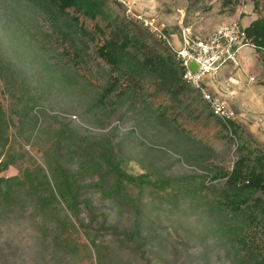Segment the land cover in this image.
<instances>
[{"label":"rangeland","instance_id":"1","mask_svg":"<svg viewBox=\"0 0 264 264\" xmlns=\"http://www.w3.org/2000/svg\"><path fill=\"white\" fill-rule=\"evenodd\" d=\"M106 4L105 17L79 16L84 34L75 52L36 8L0 0V106L8 120L0 161H11L0 177L19 178L0 201V264H264L262 230L247 228L242 262V243L224 234L234 222L222 225L209 188L240 157L264 166V52L245 47L239 66L214 81L235 113L225 123L193 89L176 96L156 76L135 79L121 94L126 80L112 83L118 72L98 51L116 18L137 23L151 45L173 54L184 38L264 19V0ZM107 87L108 99L97 105ZM43 174L56 187L67 177L72 206L57 188L48 199L35 180ZM197 175L202 184L175 186Z\"/></svg>","mask_w":264,"mask_h":264},{"label":"trees","instance_id":"2","mask_svg":"<svg viewBox=\"0 0 264 264\" xmlns=\"http://www.w3.org/2000/svg\"><path fill=\"white\" fill-rule=\"evenodd\" d=\"M32 7L36 8L44 18L45 22L52 29L53 35L57 36L60 42L70 43V50L78 52L79 39L84 34L82 23L79 16L95 19L97 17H105L107 15L106 0H24ZM72 11V12H71ZM131 21L116 18L109 26L110 31L104 42L98 47L99 54L110 64V70L117 71L118 75L114 77L112 83H117L120 77L126 82L121 94H125L127 89L134 87V80L140 79L145 75L156 76L162 81L163 85H167L174 95H180L186 87H189L181 79V68L174 59L171 52L157 49L155 45H151L146 38L144 30L136 23L131 25ZM146 31H148L146 29ZM245 34L255 49L264 52V19L258 17L245 26ZM66 47V46H65ZM63 48V54H67L66 48ZM165 50V49H163ZM133 81V84L131 83ZM192 89V88H191ZM195 91V90H194ZM111 87H107L101 94L97 105L104 103L110 95ZM196 92V91H195ZM198 95L199 93L196 92ZM200 96V95H199ZM201 97V96H200ZM202 99V98H201ZM203 100V99H202ZM212 113V112H211ZM8 120L4 116L0 106V149L4 147L8 140L6 129ZM105 158H110L105 155ZM258 161V158H256ZM11 161H0L1 168H7ZM25 176L29 180H33L29 171H24ZM44 175V174H43ZM224 180L220 183L211 185L209 188L215 191V207L219 214L224 217L225 222L222 225L228 226L234 222L232 228L225 229V237L227 242H231L236 238L238 243H243L247 239H251L249 232L245 236L247 228L250 226H258L264 233V199L253 198L256 193L264 194V166L263 161L255 163L250 158L237 159L233 167L223 173ZM67 178V177H66ZM63 179L61 187L51 186V182L44 175L36 178L37 184L42 186L48 193V199L55 196V190L59 192L67 206H72L73 202L68 201L67 179ZM19 179L16 176L0 177V201H6L10 197V183ZM194 179V180H193ZM203 176H187L176 180V185H190L193 181L197 184L203 183ZM183 185V186H184ZM113 191L118 192L120 185L115 181L110 185ZM234 229V230H230ZM136 235L141 239L138 230H133L130 236ZM254 239V238H253ZM232 243V242H231ZM241 245V249H245V255L241 259L244 263H248L250 246ZM254 248H257L254 245ZM236 249V247H235ZM239 252V249L237 248ZM250 264H262L261 262H252Z\"/></svg>","mask_w":264,"mask_h":264},{"label":"built area","instance_id":"3","mask_svg":"<svg viewBox=\"0 0 264 264\" xmlns=\"http://www.w3.org/2000/svg\"><path fill=\"white\" fill-rule=\"evenodd\" d=\"M137 17L150 31L152 27L157 29L154 19ZM248 46L254 48L245 34V26L237 23L219 25L204 36L184 38L178 46H172L182 81L198 92L212 114L225 123L231 121L235 113L226 98L216 92L214 81L224 68L239 66L240 51ZM192 63L195 68L191 67Z\"/></svg>","mask_w":264,"mask_h":264},{"label":"water","instance_id":"4","mask_svg":"<svg viewBox=\"0 0 264 264\" xmlns=\"http://www.w3.org/2000/svg\"><path fill=\"white\" fill-rule=\"evenodd\" d=\"M191 67H192V68H195V65L192 63V64H191Z\"/></svg>","mask_w":264,"mask_h":264},{"label":"crops","instance_id":"5","mask_svg":"<svg viewBox=\"0 0 264 264\" xmlns=\"http://www.w3.org/2000/svg\"><path fill=\"white\" fill-rule=\"evenodd\" d=\"M139 1L144 2L145 0H139Z\"/></svg>","mask_w":264,"mask_h":264}]
</instances>
